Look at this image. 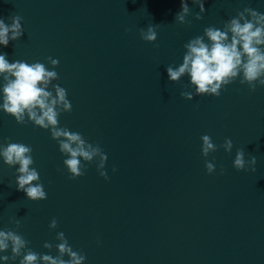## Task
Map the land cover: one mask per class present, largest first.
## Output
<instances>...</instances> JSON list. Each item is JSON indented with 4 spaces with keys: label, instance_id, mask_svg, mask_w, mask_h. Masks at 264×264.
<instances>
[{
    "label": "clouds",
    "instance_id": "obj_1",
    "mask_svg": "<svg viewBox=\"0 0 264 264\" xmlns=\"http://www.w3.org/2000/svg\"><path fill=\"white\" fill-rule=\"evenodd\" d=\"M205 0H193L199 6V12L195 14L196 20L203 18L205 13ZM192 14L186 0H181V10L175 16V22L180 25L190 24L187 17ZM11 23H5L0 18V45L7 47L10 41L20 39L24 32L22 17H10ZM159 24H151L147 28H140V38L148 43H153L158 38ZM131 29H125L130 32ZM186 51L182 63L179 66L168 65L167 75L170 82H179L182 77H190V85L195 91H182L181 97L191 101L194 96L221 95V90L239 79L240 84H246L248 89L254 92L257 86L264 87V13L245 7L238 11L236 16L223 23V29L209 26L203 30V35L195 36L183 46ZM6 53L0 54V77L3 79L0 93L2 103L0 110L14 117L18 124L32 123L33 126L48 130L51 139L58 144L59 151L66 158L63 165L69 173V179L75 180L85 175L88 165L96 164L97 171L105 180L108 179L105 164L107 154L99 144L88 142L81 133L71 131L67 127H61L59 117L62 113H70L72 104L68 99L67 90L59 84L53 83L59 79L54 70L58 59L47 57L53 70H49L44 63L16 60L10 62ZM51 88V90H49ZM201 154L207 158L210 153L216 152L222 147L226 153H231L233 142L226 138L222 145L212 142L209 135L201 137ZM31 146L11 142L0 144V158L8 167H16V190L26 194L28 200L42 201L47 199V193L41 182L40 173L34 165ZM257 158L249 155L245 158V150H236L233 167L237 171H251L255 173ZM208 174L216 170L213 162L205 160ZM116 168H113V172ZM226 169L222 166L220 173L223 175ZM9 223L15 225V229L4 228L0 230V260L19 264H83L86 256L79 251H74L60 231L56 233L55 245L45 242L43 247L49 253L55 247L57 255L38 253L33 251L30 242L20 234L21 221L9 218ZM58 227L55 218L49 223V229ZM67 256L68 259H64Z\"/></svg>",
    "mask_w": 264,
    "mask_h": 264
}]
</instances>
